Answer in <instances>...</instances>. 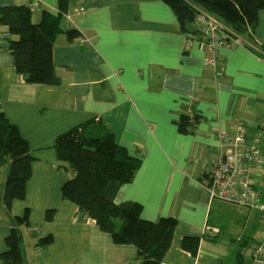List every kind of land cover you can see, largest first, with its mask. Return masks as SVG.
I'll return each instance as SVG.
<instances>
[{
	"label": "crops",
	"instance_id": "crops-1",
	"mask_svg": "<svg viewBox=\"0 0 264 264\" xmlns=\"http://www.w3.org/2000/svg\"><path fill=\"white\" fill-rule=\"evenodd\" d=\"M12 5L28 6L34 24L43 13L60 16L61 29L80 36L69 41L61 33L54 41L59 84L32 85L16 72L8 49L16 35L0 24V105L32 158L24 199L6 211L9 159L0 154V254L14 230L19 264H141L134 246L115 245L62 197L72 174L57 157L56 138L95 120L142 161L116 202L140 204L148 221L176 220L162 264H252L264 232V133L255 205L210 202L204 179L221 156V132L232 137L242 124L252 137L264 124V10L249 38L242 36L246 45L221 47L209 65L202 36L185 50L176 17L161 0H69L61 15L57 0H0V8ZM182 117L187 126H180ZM25 209L28 224L17 225ZM185 237L200 239L194 256L181 247ZM45 238L50 243L40 246Z\"/></svg>",
	"mask_w": 264,
	"mask_h": 264
},
{
	"label": "trees",
	"instance_id": "trees-1",
	"mask_svg": "<svg viewBox=\"0 0 264 264\" xmlns=\"http://www.w3.org/2000/svg\"><path fill=\"white\" fill-rule=\"evenodd\" d=\"M161 1L175 15L185 39L201 36L196 24L200 12L239 36L249 38L250 31L256 27L258 13L264 10V0ZM68 4L69 0H57L59 15L68 11ZM31 18V11L26 5L0 8L1 26L9 35H16L8 43L15 70L24 76L28 84L57 86L59 81L54 74L52 60L54 41L61 33L69 41L80 35L75 30L63 31L60 16L55 18L43 13L36 24ZM186 123L187 119L182 117L180 126H187ZM54 147L58 159L68 164L72 174L61 189L62 197L74 203L81 214L94 220L100 231L107 233L115 245L134 246L141 264H162L172 241L176 220L163 217L156 222L148 221L141 217L140 204L116 202L122 188L130 184L140 170L141 159L117 144L114 134L102 122L95 120L61 133ZM1 153L9 159L2 194L3 207L9 211L13 201L24 199L32 158L27 142L18 129L8 123L0 105ZM45 216L50 219L51 212ZM14 221L17 225H27V209ZM50 241V238L42 239L40 246H46ZM199 241L198 237H185L181 247L194 256ZM5 243L7 250L0 254V259L4 264H19L22 259L14 230L6 237Z\"/></svg>",
	"mask_w": 264,
	"mask_h": 264
},
{
	"label": "built area",
	"instance_id": "built-area-1",
	"mask_svg": "<svg viewBox=\"0 0 264 264\" xmlns=\"http://www.w3.org/2000/svg\"><path fill=\"white\" fill-rule=\"evenodd\" d=\"M196 24L204 39L206 50L210 53L206 61L209 65H214V56L223 45L227 43L231 47L246 45L241 36L204 12L199 13ZM190 39L185 40V50L191 47ZM234 129L232 137L221 132V156L206 174L204 187L208 192L210 202H227L250 207L258 201L255 185L263 159L258 146L264 133V124L257 128L252 137H248V128L242 124L235 125ZM208 234L211 238L216 237L213 231H208ZM263 263L264 232L263 240L255 245L252 251V264Z\"/></svg>",
	"mask_w": 264,
	"mask_h": 264
},
{
	"label": "rangeland",
	"instance_id": "rangeland-1",
	"mask_svg": "<svg viewBox=\"0 0 264 264\" xmlns=\"http://www.w3.org/2000/svg\"><path fill=\"white\" fill-rule=\"evenodd\" d=\"M263 169H264V167L262 168V171H263ZM262 179H263V173L261 172V178H260L259 181H258L257 190H258L259 187H260L259 185H260Z\"/></svg>",
	"mask_w": 264,
	"mask_h": 264
},
{
	"label": "bare ground",
	"instance_id": "bare-ground-1",
	"mask_svg": "<svg viewBox=\"0 0 264 264\" xmlns=\"http://www.w3.org/2000/svg\"><path fill=\"white\" fill-rule=\"evenodd\" d=\"M254 248V247H253Z\"/></svg>",
	"mask_w": 264,
	"mask_h": 264
},
{
	"label": "clouds",
	"instance_id": "clouds-1",
	"mask_svg": "<svg viewBox=\"0 0 264 264\" xmlns=\"http://www.w3.org/2000/svg\"><path fill=\"white\" fill-rule=\"evenodd\" d=\"M235 204V203H234Z\"/></svg>",
	"mask_w": 264,
	"mask_h": 264
}]
</instances>
